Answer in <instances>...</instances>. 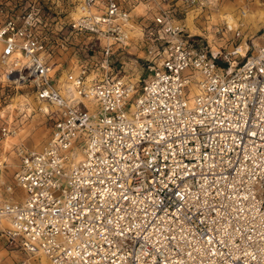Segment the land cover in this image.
<instances>
[{"label": "built area", "instance_id": "1", "mask_svg": "<svg viewBox=\"0 0 264 264\" xmlns=\"http://www.w3.org/2000/svg\"><path fill=\"white\" fill-rule=\"evenodd\" d=\"M213 1L76 0L68 25L90 50L98 41L103 62L64 77L37 12L0 23L7 86L28 83L53 107L39 106L48 140L16 146L4 183L0 215L14 228L0 232L26 254L13 264L39 253L50 264H264V29L242 63L219 64L185 24ZM241 25L221 20L214 33L239 38ZM131 43L144 52L139 84L109 70Z\"/></svg>", "mask_w": 264, "mask_h": 264}, {"label": "rangeland", "instance_id": "2", "mask_svg": "<svg viewBox=\"0 0 264 264\" xmlns=\"http://www.w3.org/2000/svg\"><path fill=\"white\" fill-rule=\"evenodd\" d=\"M75 3L76 0H0V23L9 16L28 13L30 10L37 12L36 15L40 19L37 29L40 33L47 35L52 60L58 63L56 66L59 68L58 74L64 77L67 70L77 68L78 64L84 60L88 61V65L93 62V66L95 64L100 66L103 62L97 52L98 41L92 40L95 43L92 47L96 51L90 50L88 47L91 44L87 41L91 38L88 34L72 30L68 25V21L76 13ZM208 5L203 7L202 12L195 18L194 22L198 28L191 16L187 20L188 26L194 33L203 35L204 44L216 55L219 64L228 65L235 62L237 66L252 53L257 35L264 29V0H214ZM243 5L251 8L252 11L248 14V23L241 25L242 35L239 38H232L231 33L225 35L214 33L215 24L222 20L223 14L238 15ZM196 11L198 10L192 12ZM208 11L213 15L205 19L203 14ZM240 44L242 45L241 53H238L235 50ZM127 50L117 57L114 55L109 60V70L112 75L139 84L147 71L144 52L133 43L127 46ZM92 53L95 55L91 56ZM5 70L6 66L0 61V125L14 124L19 135L9 136L8 140L0 131V201L10 196L4 191V183L12 181L14 170L19 162L15 154L16 146L40 149L49 138L52 124L48 116L39 110L32 86L28 83L7 86L6 83L9 81L3 77ZM100 70L101 67L95 71L100 72ZM16 100L18 105L13 107ZM10 226L8 218H0V229L10 228ZM25 256L19 240L11 242L0 232V264H13ZM35 258L38 264L39 255ZM46 263L48 262L45 261Z\"/></svg>", "mask_w": 264, "mask_h": 264}, {"label": "bare ground", "instance_id": "3", "mask_svg": "<svg viewBox=\"0 0 264 264\" xmlns=\"http://www.w3.org/2000/svg\"><path fill=\"white\" fill-rule=\"evenodd\" d=\"M75 9H76L75 16H72V17H77V15L79 14L78 8L75 7ZM136 9H137V10H140L141 8H140V6H137ZM250 11H252L251 8H249L248 6H244V5H243V6L240 8V10H239V14H238V15H234V14H232V13H227V14H223V15L221 16V17H222L221 19L224 20L225 22H227V24H228L229 26H231V27H236L237 25H240L241 23H248L247 19H248V14H250ZM190 16L193 18L192 20H193V22H194V21H195V16H196V14H194L193 12H189V13H188V15L185 17V21H186L185 24H186L187 26H188L187 20H188V18H189ZM130 24H131V23H130ZM194 24H195V22H194ZM131 26H132V24H131ZM195 26H196V24H195ZM196 27H197V26H196ZM188 28L191 30V28H190L189 26H188ZM197 28H198V27H197ZM191 31H192V30H191ZM132 33H139V30H138L137 26H135V24H133V29H132V30H129V34H132ZM241 46H242L241 44L238 45L235 51L238 52V53H241V52H240V48H241ZM244 55H246V53H245ZM231 65H236V63L233 62V63H231ZM91 75H92V74H90L89 76H91ZM3 77H4V78L7 77L6 73L3 74ZM65 86L70 87V85H68V84H66ZM84 100H85V99H84ZM85 101H86L87 104H90L87 100H85ZM37 103H38V102H37ZM17 105H18V104H17V100H16L12 106L14 107V106H17ZM38 105H39L42 109L47 110V111H50V110L53 108L52 106L46 104L45 102L38 103ZM17 133H18V131L16 130L14 133L9 134V135H6L5 139H8V140H9V138H8L9 136H15ZM17 135H19V134H17ZM17 135H16V136H17ZM8 140H7V141H8ZM15 154H16V150H15ZM16 155H17V154H16ZM80 156H81L80 152H77V153L74 155V157H75L76 160H77V159H80ZM17 158H18V156H17ZM18 160H19V158H18ZM0 218H8V219L10 220V224H11L10 228H14L13 221H12V219H11L9 216H7L6 214H2V215H0ZM45 261L49 263L48 258H47L43 253H39V263H38V264H45ZM48 263H46V264H48ZM49 264H50V263H49Z\"/></svg>", "mask_w": 264, "mask_h": 264}]
</instances>
